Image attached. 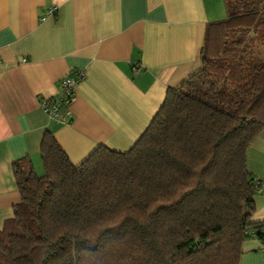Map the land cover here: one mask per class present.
I'll use <instances>...</instances> for the list:
<instances>
[{"label":"trees","instance_id":"trees-1","mask_svg":"<svg viewBox=\"0 0 264 264\" xmlns=\"http://www.w3.org/2000/svg\"><path fill=\"white\" fill-rule=\"evenodd\" d=\"M224 4L200 69L168 89L129 151L100 146L75 166L46 131L42 175L13 163L20 202L0 264H238L249 232L264 242L246 167L264 129V0Z\"/></svg>","mask_w":264,"mask_h":264},{"label":"crops","instance_id":"crops-1","mask_svg":"<svg viewBox=\"0 0 264 264\" xmlns=\"http://www.w3.org/2000/svg\"><path fill=\"white\" fill-rule=\"evenodd\" d=\"M224 18V0H0V230L20 202L12 165L40 169L46 131L75 166L100 146L129 151L168 89L200 69L207 24ZM80 73L62 123L46 107ZM246 167L264 183V129ZM253 205L250 222H264V187ZM238 264H264V242L245 238Z\"/></svg>","mask_w":264,"mask_h":264},{"label":"built area","instance_id":"built-area-1","mask_svg":"<svg viewBox=\"0 0 264 264\" xmlns=\"http://www.w3.org/2000/svg\"><path fill=\"white\" fill-rule=\"evenodd\" d=\"M55 13V9H50L48 14L53 15ZM133 72L137 73L139 70L136 67H133ZM83 75L80 73L75 77H67L61 82L62 95L59 101L51 102L48 107H46V112L49 113L52 117L56 118L60 122L64 123L70 120L71 113L68 110L69 106L72 104L74 100V87L78 80L83 79ZM46 106V103H44ZM66 108L64 114L59 112V108ZM264 183L255 180V190L256 192H261L263 190ZM250 236H254L253 233H248Z\"/></svg>","mask_w":264,"mask_h":264},{"label":"rangeland","instance_id":"rangeland-1","mask_svg":"<svg viewBox=\"0 0 264 264\" xmlns=\"http://www.w3.org/2000/svg\"><path fill=\"white\" fill-rule=\"evenodd\" d=\"M35 170V172H36V174H38V175H42L43 174V169H42V166L40 167V169H34Z\"/></svg>","mask_w":264,"mask_h":264}]
</instances>
